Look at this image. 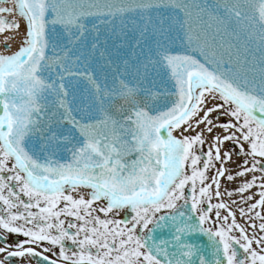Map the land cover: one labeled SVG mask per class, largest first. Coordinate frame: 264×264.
I'll return each instance as SVG.
<instances>
[{
  "label": "snow or ice",
  "instance_id": "obj_1",
  "mask_svg": "<svg viewBox=\"0 0 264 264\" xmlns=\"http://www.w3.org/2000/svg\"><path fill=\"white\" fill-rule=\"evenodd\" d=\"M0 36V264H264V0H0Z\"/></svg>",
  "mask_w": 264,
  "mask_h": 264
},
{
  "label": "flooded vegetation",
  "instance_id": "obj_2",
  "mask_svg": "<svg viewBox=\"0 0 264 264\" xmlns=\"http://www.w3.org/2000/svg\"><path fill=\"white\" fill-rule=\"evenodd\" d=\"M252 192H257V191H259L258 189H256V188H253L252 190H251ZM247 194H251V193H246V195ZM257 199H258V196L256 197ZM239 199H240V197H239V195L237 194V195H234V196H232L231 198H228V197H226V200H225V202H228V203H230V206L233 208V210L234 211H236V219H237V221H239L240 223H245V221H244V219H242L241 218V216H240V214H239V211L237 210V206L236 205H231V200H237V201H239ZM252 201H249V203H251ZM241 206H243V207H245V209L247 208V204H244V205H241ZM258 223V222H257ZM21 237V239L20 240H22V236H20ZM8 242L11 244V243H14V239H9L8 240ZM11 250V249H10ZM23 258H27V256L26 257H22V258H17V260H18V262H19V264H24L23 262Z\"/></svg>",
  "mask_w": 264,
  "mask_h": 264
},
{
  "label": "bare ground",
  "instance_id": "obj_3",
  "mask_svg": "<svg viewBox=\"0 0 264 264\" xmlns=\"http://www.w3.org/2000/svg\"><path fill=\"white\" fill-rule=\"evenodd\" d=\"M2 39H3V37L0 36V40H2ZM18 41H19V37H17V41L12 42V50L13 51L16 50V48L18 46ZM0 50H3L2 45H0ZM222 119H227V118H222ZM233 165L234 164H229L228 166L233 169ZM225 186H226L225 181H222V190H223V187H225Z\"/></svg>",
  "mask_w": 264,
  "mask_h": 264
},
{
  "label": "water",
  "instance_id": "obj_4",
  "mask_svg": "<svg viewBox=\"0 0 264 264\" xmlns=\"http://www.w3.org/2000/svg\"><path fill=\"white\" fill-rule=\"evenodd\" d=\"M201 239H205V238H201Z\"/></svg>",
  "mask_w": 264,
  "mask_h": 264
}]
</instances>
